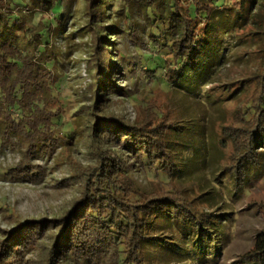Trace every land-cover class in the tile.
Wrapping results in <instances>:
<instances>
[{
    "label": "trees",
    "instance_id": "16d2710c",
    "mask_svg": "<svg viewBox=\"0 0 264 264\" xmlns=\"http://www.w3.org/2000/svg\"><path fill=\"white\" fill-rule=\"evenodd\" d=\"M63 1L0 0V146L23 154L8 169L14 182L43 183L47 171L33 162L55 149L69 152L80 139L79 128L95 164L82 169L67 155L82 188L80 200L62 219L29 221L14 235L0 233V264H15L31 244L43 246L37 250L44 252L45 264H178L160 261V249L183 264L180 251L173 253L162 232L152 231L158 221L190 222L204 233L222 228L228 214L201 211L172 187L177 161L162 124L126 122L111 113L112 98H132L138 69L145 71V83L165 81L201 94L226 60L231 29L245 21L243 9L235 10L230 0H85L92 81L82 103L90 104L72 113L62 94V62L78 32H65ZM255 78L257 99L245 114H251V126L237 128L244 132L246 151L229 176L237 191L248 181L247 165H259L257 149L264 143V71ZM165 173L169 182L161 178ZM144 174L162 190L140 185ZM225 233L217 234L222 247ZM255 242L248 263L264 264V233Z\"/></svg>",
    "mask_w": 264,
    "mask_h": 264
},
{
    "label": "rangeland",
    "instance_id": "374dc122",
    "mask_svg": "<svg viewBox=\"0 0 264 264\" xmlns=\"http://www.w3.org/2000/svg\"><path fill=\"white\" fill-rule=\"evenodd\" d=\"M251 1L254 0H230L235 10L243 9L245 21L231 29L233 36L226 60L218 68L213 83L205 86L201 94L188 93L165 81L153 85L145 83V71L138 69L139 80L136 85L132 84V98H112L111 113L126 122L137 124L147 120L150 125L162 124L165 139L171 142L177 161L178 173L172 176V187L201 211L228 214L224 218L230 221H224L222 228L208 227L204 233L198 227L192 228L190 222L158 221V227L152 231L155 234L162 232L166 237L163 242L173 253L180 251L187 259L183 264H249L247 256L253 253L258 236L264 233V143L257 149L259 165H247L246 187L243 185L241 190H235L233 179L229 178L246 151L244 132L237 128L249 129L251 126L248 123L252 116L245 117V114L247 106L257 99L254 77L264 71V0H256L252 7ZM63 4L65 32L70 28L78 32L70 39L72 47L62 62L67 79L62 94L67 97L73 113L79 106L90 104L89 99L82 101L86 100L92 81L88 60L93 40L84 29L87 23L85 0H64ZM228 26L224 24L225 29ZM55 43L59 47L62 45L60 41ZM70 128L73 130L72 125ZM79 129L77 136L80 135V139H74L76 143L69 152L55 149L44 157H36L33 164L42 166L48 174L38 185L10 180L8 169L19 165L23 154L18 149L0 146V233L14 235L25 222L51 223L74 209L82 188L72 178L76 169L67 155H74L82 169L95 164L87 148V135L83 138ZM238 138L240 145L236 144ZM166 174L161 178L169 182ZM139 184L151 190L163 188L152 176L145 174L139 176ZM222 229L227 235L223 247L217 238ZM40 247L43 246L31 244L25 248L15 264H45L44 252L37 250ZM221 247L222 251L216 257ZM159 253L160 261L166 259L181 264L182 258L169 256L165 249H160Z\"/></svg>",
    "mask_w": 264,
    "mask_h": 264
}]
</instances>
